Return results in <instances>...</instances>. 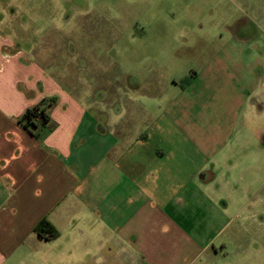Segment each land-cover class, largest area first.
<instances>
[{
    "label": "crops",
    "instance_id": "crops-1",
    "mask_svg": "<svg viewBox=\"0 0 264 264\" xmlns=\"http://www.w3.org/2000/svg\"><path fill=\"white\" fill-rule=\"evenodd\" d=\"M249 1L259 38L243 27L213 62L231 66L234 107L258 118L264 145V0L257 8ZM18 48L0 31V264H116L123 253L130 264L218 258L227 244L215 240L234 218V171L251 152H234L231 138L207 152L176 122L151 120L135 135L123 122L102 121L106 110L89 103L85 81L62 88ZM49 99L46 124L24 127V111ZM43 218L58 237L34 231Z\"/></svg>",
    "mask_w": 264,
    "mask_h": 264
},
{
    "label": "rangeland",
    "instance_id": "rangeland-1",
    "mask_svg": "<svg viewBox=\"0 0 264 264\" xmlns=\"http://www.w3.org/2000/svg\"><path fill=\"white\" fill-rule=\"evenodd\" d=\"M245 2L0 0V31L60 87L76 91L85 81L89 103L106 110L97 114L102 121L123 122L135 135L151 120L176 122L182 137L207 152L228 138L238 141L234 152H251L245 169L238 164L234 171L239 182L232 194L234 218L215 240L227 249L210 264H264L259 121L235 109L227 77L231 66L213 62L217 51L243 37V27L250 26V37L259 38V18ZM249 2L255 8L260 3ZM120 255L121 264H130L127 254ZM25 260L33 264L31 258ZM98 264L115 263L107 259Z\"/></svg>",
    "mask_w": 264,
    "mask_h": 264
},
{
    "label": "trees",
    "instance_id": "trees-1",
    "mask_svg": "<svg viewBox=\"0 0 264 264\" xmlns=\"http://www.w3.org/2000/svg\"><path fill=\"white\" fill-rule=\"evenodd\" d=\"M53 99L42 100L34 106L28 107L20 118V122L26 128H35L44 126L49 119L46 108L52 103ZM34 231L45 239H54L58 237V230L46 219H41L34 227Z\"/></svg>",
    "mask_w": 264,
    "mask_h": 264
}]
</instances>
